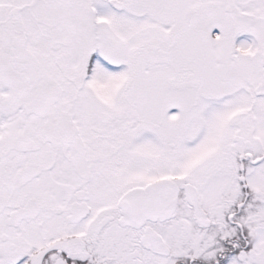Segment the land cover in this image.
<instances>
[{"label":"snow or ice","instance_id":"snow-or-ice-1","mask_svg":"<svg viewBox=\"0 0 264 264\" xmlns=\"http://www.w3.org/2000/svg\"><path fill=\"white\" fill-rule=\"evenodd\" d=\"M0 264H264V0H0Z\"/></svg>","mask_w":264,"mask_h":264}]
</instances>
